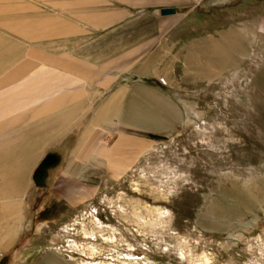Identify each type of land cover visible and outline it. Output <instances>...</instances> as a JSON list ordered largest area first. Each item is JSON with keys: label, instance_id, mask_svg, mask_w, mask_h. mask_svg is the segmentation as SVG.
<instances>
[{"label": "crops", "instance_id": "obj_1", "mask_svg": "<svg viewBox=\"0 0 264 264\" xmlns=\"http://www.w3.org/2000/svg\"><path fill=\"white\" fill-rule=\"evenodd\" d=\"M42 1L69 16L0 0V264H34L40 253L46 262L62 263L61 247H43L41 228L92 200L102 181L122 178L155 136L178 129L173 91L181 40L188 42L183 58L192 60L188 72L196 68V52L212 56L217 68L230 60L229 47L214 40L196 49L192 37L189 44L190 23L182 21L196 7L180 8L182 0ZM202 1L209 9L229 0ZM251 1L264 43V0ZM244 2L220 11L238 19ZM162 8L175 13L162 15ZM141 10L154 11L158 26H123ZM200 14L205 22L207 11ZM136 33L117 48L95 41ZM234 35L237 51L242 37Z\"/></svg>", "mask_w": 264, "mask_h": 264}, {"label": "rangeland", "instance_id": "obj_2", "mask_svg": "<svg viewBox=\"0 0 264 264\" xmlns=\"http://www.w3.org/2000/svg\"><path fill=\"white\" fill-rule=\"evenodd\" d=\"M22 1L69 16L52 3ZM244 1L238 19L220 11L235 0L209 9L202 0L179 2L196 7L182 21L190 23L189 44L192 37L196 49L214 40L229 47L230 60L217 68L212 56L196 52L188 72V42H179L178 129L159 135L122 178L102 181L92 200L41 228L43 247H61L63 261L46 262L40 253L34 264H264V43L256 36V5ZM123 26L152 30L158 16L141 10ZM232 35L242 37L237 51ZM138 37L95 41L117 48Z\"/></svg>", "mask_w": 264, "mask_h": 264}, {"label": "water", "instance_id": "obj_3", "mask_svg": "<svg viewBox=\"0 0 264 264\" xmlns=\"http://www.w3.org/2000/svg\"><path fill=\"white\" fill-rule=\"evenodd\" d=\"M160 13L162 15H165V14H172V13H175V9L174 8H162L160 10Z\"/></svg>", "mask_w": 264, "mask_h": 264}, {"label": "trees", "instance_id": "obj_4", "mask_svg": "<svg viewBox=\"0 0 264 264\" xmlns=\"http://www.w3.org/2000/svg\"><path fill=\"white\" fill-rule=\"evenodd\" d=\"M157 139L159 138V136H155Z\"/></svg>", "mask_w": 264, "mask_h": 264}]
</instances>
